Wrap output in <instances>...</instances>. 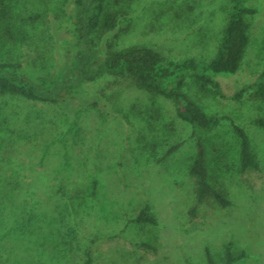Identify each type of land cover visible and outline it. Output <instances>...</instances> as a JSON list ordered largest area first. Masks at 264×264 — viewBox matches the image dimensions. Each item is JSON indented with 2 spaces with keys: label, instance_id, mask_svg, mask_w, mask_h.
<instances>
[{
  "label": "rangeland",
  "instance_id": "374dc122",
  "mask_svg": "<svg viewBox=\"0 0 264 264\" xmlns=\"http://www.w3.org/2000/svg\"><path fill=\"white\" fill-rule=\"evenodd\" d=\"M27 1L15 12L25 14L38 0ZM41 1L49 25L47 33L40 30V68L46 70L61 51L64 33L54 21L63 18L66 0ZM129 1L118 26L99 45H148L173 60L208 55L228 5V0ZM241 3L255 13L247 18L249 44L239 71L215 78L223 98L200 91L190 79L183 91L203 112L225 115L245 130L258 171L240 173L237 139L228 121L212 130L191 128L174 116L168 101L125 79L85 85L73 105L0 99V105L20 113L9 124L11 137H22L3 142L0 159H15L23 176L15 201L21 210H11L9 195L0 198V264H81L90 241L92 264H207L205 249L222 264L228 242L232 252L243 253L233 264H264V127L252 122L264 121V101L249 92L230 99L260 73L264 0ZM27 45L8 49L9 54L0 49V56L18 57L29 52ZM192 133L203 141L209 183L229 205L204 202L190 217L193 180L186 171L194 152ZM174 145L176 150L165 156ZM145 203L156 224L127 223Z\"/></svg>",
  "mask_w": 264,
  "mask_h": 264
},
{
  "label": "trees",
  "instance_id": "16d2710c",
  "mask_svg": "<svg viewBox=\"0 0 264 264\" xmlns=\"http://www.w3.org/2000/svg\"><path fill=\"white\" fill-rule=\"evenodd\" d=\"M22 2L28 4L27 0H0V49L8 53V49L28 44L29 50L25 54L19 53L18 57L0 56L1 100L13 99L47 106L60 103L73 105L83 86L107 77L125 79L148 95L168 101L174 116L191 128L212 130L220 122L228 121L237 139L240 173L258 171L259 164L245 130L225 115L203 112L183 91L186 81L190 79L200 91L210 90L214 96L223 98L215 78L232 76L239 71L249 44L247 18L255 13L252 8L243 6L241 0H228L219 38L208 55L178 60L169 59L162 50L148 45L113 47L110 42H104L102 47L99 45V39L118 26L124 12L130 7L129 0H66L63 18L54 21L59 33L60 30L64 33L61 51L58 52L55 65L46 70L40 68V30L42 33L44 28L43 32L47 33L49 28L44 21V2L38 0L27 8L25 14H19L15 11L22 8ZM247 92L252 98L264 101V56L260 73L254 82L236 91L230 99L238 101ZM19 114L6 105H0V151L4 149L3 142L12 143L22 138L19 133L11 137L9 124L12 118L18 119ZM252 122L264 127L261 119ZM191 137L194 152L186 174L193 180L194 202L187 211L193 217L198 206L204 202L210 201L224 208L229 205V201L209 183L206 151L201 137L194 133ZM177 147L174 145L169 148L165 156ZM9 161L10 158L0 159V198L9 195L7 199L11 202V210L18 212L23 208L15 202L23 187L22 167L15 159ZM127 223L154 226L156 219L145 203ZM91 243L85 249L81 264H92ZM138 246L145 251L156 252L145 243H139ZM242 257V252L231 251L229 242L223 246L222 264H233ZM205 258L207 264H215L206 249Z\"/></svg>",
  "mask_w": 264,
  "mask_h": 264
}]
</instances>
